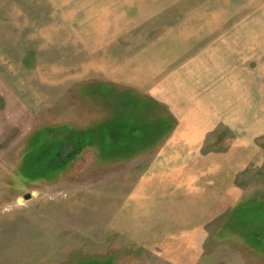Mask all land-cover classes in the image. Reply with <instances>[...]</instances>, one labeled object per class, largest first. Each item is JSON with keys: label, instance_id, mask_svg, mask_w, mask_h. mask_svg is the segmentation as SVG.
Returning a JSON list of instances; mask_svg holds the SVG:
<instances>
[{"label": "rangeland", "instance_id": "1", "mask_svg": "<svg viewBox=\"0 0 264 264\" xmlns=\"http://www.w3.org/2000/svg\"><path fill=\"white\" fill-rule=\"evenodd\" d=\"M145 1L0 0L25 31L22 60L0 70V264H264V0L197 13ZM102 127L125 149L104 157ZM243 138L251 166L231 175L245 201L212 233L147 244L128 228L155 173L242 167ZM39 152L48 171L31 167Z\"/></svg>", "mask_w": 264, "mask_h": 264}, {"label": "crops", "instance_id": "2", "mask_svg": "<svg viewBox=\"0 0 264 264\" xmlns=\"http://www.w3.org/2000/svg\"><path fill=\"white\" fill-rule=\"evenodd\" d=\"M232 2L234 1L147 0L145 5L158 7L157 12L197 13L224 12L226 9L219 6ZM23 29L21 11L16 6H0V70L3 69L2 62L22 60L25 51L22 47V38L25 35ZM262 115L261 108L255 106L254 117L261 119ZM206 138L207 134L202 145ZM243 140V145L237 151L242 167L231 168L228 159L227 165L213 164V154H208L213 150L204 147L200 152L206 156L207 162L208 158H211V163L205 168L200 164V171H195L197 166L182 165L170 170L166 173L168 175L155 173L149 182L138 188L137 196H133L125 207L128 228H132L135 231L133 233L145 237L147 244L149 240L162 242L166 238L179 236H208L210 230L212 233L215 220L223 221L233 207L245 201V186L236 184L231 175V172L235 171L234 174L244 176L247 168L251 166L246 160V144L244 138ZM192 176L195 177L192 182H184V178L191 179ZM195 243L196 241H193V244Z\"/></svg>", "mask_w": 264, "mask_h": 264}, {"label": "trees", "instance_id": "3", "mask_svg": "<svg viewBox=\"0 0 264 264\" xmlns=\"http://www.w3.org/2000/svg\"><path fill=\"white\" fill-rule=\"evenodd\" d=\"M127 130H130V129H128L127 128ZM102 131H104V133L106 134V135H108L109 136V138L110 139H107L108 141H106V142H103V145H101L100 144V147L102 148V150H103V155H104V157H109V156H113V155H111V154H113L112 153V151H119V150H122V149H125V148H123L124 146H123V144H120V136L121 135H119V136H111L109 133L110 132H112V131H108V128H105V127H102ZM78 136H79V138L77 139V141H79L80 143H79V145H78V148L80 149V150H82V149H84V147H85V144H86V142H87V144H88V142L89 141H87V140H85V137H86V134H85V132H79L78 131ZM124 135V134H123ZM129 136L131 137L132 136V134H129ZM117 139H119V140H117ZM99 141V140H98ZM105 141V140H104ZM102 142V141H101ZM100 142V143H101ZM99 143V142H98ZM48 145V144H47ZM48 147H49V149L50 150H46V149H44L43 151H45L46 153H49V151L51 152V150H52V148H50V146L48 145ZM52 147V146H51ZM78 149V150H79ZM105 150V151H104ZM108 150H109V152H108ZM107 151V152H106ZM40 154V155H39ZM39 154L38 155H35V157L37 158L36 160H34L33 161V163H31V167L34 169V171L35 172H44V171H48L49 170V164H46L45 162H44V166H42L41 165V156H42V153L41 152H39ZM44 155H46V156H49L50 155V153L49 154H44ZM59 155V154H58ZM78 155V154H77ZM57 157V152H56V154H55V157H54V159ZM75 157H77V156H75ZM70 160H72V158L70 159ZM64 164V163H63ZM59 165H62V164H58V165H56L55 167H57V166H59ZM38 167H40L41 169H38ZM46 167V168H45Z\"/></svg>", "mask_w": 264, "mask_h": 264}, {"label": "water", "instance_id": "4", "mask_svg": "<svg viewBox=\"0 0 264 264\" xmlns=\"http://www.w3.org/2000/svg\"><path fill=\"white\" fill-rule=\"evenodd\" d=\"M30 197V195H26V198H29Z\"/></svg>", "mask_w": 264, "mask_h": 264}]
</instances>
